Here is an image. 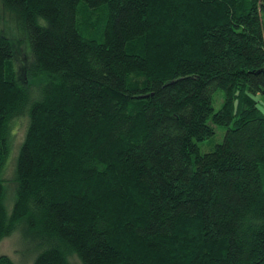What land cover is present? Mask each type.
<instances>
[{"label":"trees","instance_id":"16d2710c","mask_svg":"<svg viewBox=\"0 0 264 264\" xmlns=\"http://www.w3.org/2000/svg\"><path fill=\"white\" fill-rule=\"evenodd\" d=\"M0 1L31 57L23 80L0 32V243L19 232L30 264H264V0Z\"/></svg>","mask_w":264,"mask_h":264},{"label":"rangeland","instance_id":"374dc122","mask_svg":"<svg viewBox=\"0 0 264 264\" xmlns=\"http://www.w3.org/2000/svg\"><path fill=\"white\" fill-rule=\"evenodd\" d=\"M0 32L6 34L7 36H13L16 38V50H15V60L14 67L17 70L21 79H25L28 72L31 71V60L29 54V48L25 42L26 38L22 34L19 27L16 25L15 18L2 4L0 1ZM32 83L34 85H38L41 81H39V77L34 79V74L31 75ZM258 100L259 108L264 112V96L258 95L256 97ZM224 97L222 91H216L213 93V105L216 111L220 110ZM25 129H26V120H21L19 124L14 125L15 132V145L14 152L11 150L9 163L6 169L3 172V178L6 180V198H5V206H7L8 212H11L14 207V193H15V185L12 183V179L14 177V169L17 158V153L20 144L22 143L25 137ZM226 133V129L223 127L216 128V135L214 138L203 142L200 145L202 153H208L214 150L215 146L221 144L223 142L224 136ZM13 152V153H12ZM12 155V156H11ZM27 249V245L22 241L19 232L13 233L11 236L5 238L0 243V257L3 255L9 256L15 264H30L31 259L24 258V253ZM71 262L73 264H81L79 259L76 256L71 257Z\"/></svg>","mask_w":264,"mask_h":264}]
</instances>
